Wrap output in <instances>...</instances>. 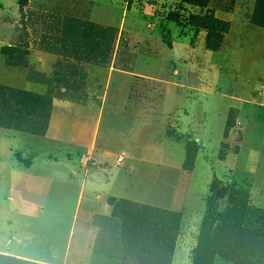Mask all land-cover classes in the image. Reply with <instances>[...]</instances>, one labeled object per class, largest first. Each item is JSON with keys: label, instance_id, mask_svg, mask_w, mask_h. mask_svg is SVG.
<instances>
[{"label": "rangeland", "instance_id": "rangeland-1", "mask_svg": "<svg viewBox=\"0 0 264 264\" xmlns=\"http://www.w3.org/2000/svg\"><path fill=\"white\" fill-rule=\"evenodd\" d=\"M95 1L93 14L111 24L64 18L87 8L75 0H0V123L11 126L0 128V243L21 223L53 226L49 212L46 221L19 218L10 190L32 189L27 199L43 202L32 188L35 169L16 167L15 153L53 155L42 142L54 100L70 99L100 127L99 146L112 140L104 176H124L120 193L145 200L108 199L143 212L106 219L99 264H156L159 257L165 264H264V0ZM58 29L89 37L53 40ZM53 48L98 69L88 80L55 85ZM115 51L119 66L111 69ZM8 90L49 105L6 108ZM82 93L88 99L79 100ZM120 121L134 129L131 152L143 148L156 162L165 147L169 164L131 170L129 147L114 142ZM187 148L198 152L192 170L184 167ZM54 154L60 159L63 151ZM216 178L224 195L208 209ZM163 233L173 237L170 248Z\"/></svg>", "mask_w": 264, "mask_h": 264}, {"label": "crops", "instance_id": "crops-1", "mask_svg": "<svg viewBox=\"0 0 264 264\" xmlns=\"http://www.w3.org/2000/svg\"><path fill=\"white\" fill-rule=\"evenodd\" d=\"M75 1L83 2L87 8L71 10L64 18L72 17L81 22L100 25L109 23L107 19L100 20L96 14H93L91 8L96 6L95 0ZM126 4H128L127 1ZM62 13H59L57 18L54 16V26L61 23L59 19L63 17ZM80 33L81 35L73 34L67 30L58 29L57 32L53 31V40L89 37L83 35V32ZM70 51L66 48L58 50L53 48L50 61L51 64L53 63L55 85H58L57 82L60 80L71 78L82 81L84 76L88 80L90 71L98 69L94 64L97 62L84 60ZM113 54L116 57L111 62V69H114L117 64L119 66L118 53L115 51ZM77 71L81 72L78 78L73 73ZM81 97L79 100L84 101L87 95L82 93ZM74 102L76 101L70 99L54 100L53 118L42 142L53 147L51 149L53 155L40 152L44 154V158H41V155L39 158L38 155H34L30 159H24L21 153H15L16 167L20 166L25 170L35 169L36 175L33 179L36 184L32 188L36 193L40 192L38 194L43 198V202L37 203L26 197L33 193L32 189H26L27 193L22 189L12 188L10 194L14 201L12 197L11 199L16 203L19 218L46 221L48 219H44L43 215L49 212L53 226L33 225L35 227L33 228L31 225L21 223L17 235H8L7 239L1 241L0 254L36 264H99L98 262L102 261L99 249L103 247L106 239L105 221L113 213V206L108 199L114 197L129 201H145L135 196L125 197L120 193V185L123 184L120 177L123 179L124 176H104L102 173L103 157L109 155L107 148L112 140L109 139L104 146H99L100 127L96 128L92 123L90 119L92 116L89 117L86 108H81ZM116 125L122 126L114 142L129 147L127 159L132 161L131 170H135L134 168L140 164L150 166L169 164V155L162 152L164 146L159 151L160 158L156 162L146 158L147 152L143 148L137 153L131 152V146H134L131 143V136L135 135L134 129L124 128L126 124L123 121ZM55 151H63L62 158L59 159L54 154ZM91 164L96 165V168L91 167ZM24 182L27 184L26 181L19 179L20 185ZM65 211L70 215H65Z\"/></svg>", "mask_w": 264, "mask_h": 264}, {"label": "trees", "instance_id": "trees-1", "mask_svg": "<svg viewBox=\"0 0 264 264\" xmlns=\"http://www.w3.org/2000/svg\"><path fill=\"white\" fill-rule=\"evenodd\" d=\"M26 2H27V0H20L21 5H25ZM4 95H3V98H4ZM6 101H7V103L5 104L6 108L9 104H11V106L17 105V104L41 105V106H43V108L45 107V105L46 106L49 105V102L44 101V99H42L40 95H35L34 93L15 91V90H8V92L6 94ZM9 111H10V109H9ZM8 123L9 122H7V121L6 122L1 121L0 128L10 129L11 126ZM23 131H25V130H23ZM225 136L226 137L228 136L227 132L225 133ZM197 154H198L197 151L190 152L189 148H187L186 159L184 162V167L186 168V170H192L193 169ZM219 183H220V181L216 178V179H214V181L212 182V184L210 186L211 198L207 204L208 209H210L211 206L213 205L212 204L213 200H217V198L220 199L224 195L223 191L218 186ZM111 205L113 206V216L121 218V219H124V217L127 216L128 214L138 215L140 212H143V210L140 209V207H138L136 204H133L131 202L111 201ZM208 220H210V219H208ZM161 233L162 232H160V234ZM253 237H255V236H253ZM172 239H173V237L169 236V238L167 240L165 238V234H164L163 241H164L165 245L167 242L169 243V245H168L169 248L172 244ZM171 261H172L171 259L168 260V264H171ZM155 263L156 264H165L166 263L165 258L163 257V259L161 260L159 257V260H157ZM0 264H35V263L0 254Z\"/></svg>", "mask_w": 264, "mask_h": 264}, {"label": "built area", "instance_id": "built-area-1", "mask_svg": "<svg viewBox=\"0 0 264 264\" xmlns=\"http://www.w3.org/2000/svg\"><path fill=\"white\" fill-rule=\"evenodd\" d=\"M117 161H118L119 163L124 162L123 157H119Z\"/></svg>", "mask_w": 264, "mask_h": 264}]
</instances>
